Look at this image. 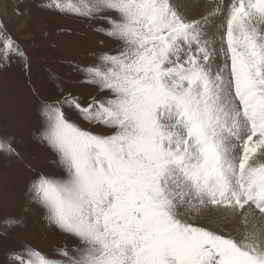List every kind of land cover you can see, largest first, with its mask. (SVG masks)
<instances>
[{"label": "snow or ice", "instance_id": "6c2138e0", "mask_svg": "<svg viewBox=\"0 0 264 264\" xmlns=\"http://www.w3.org/2000/svg\"><path fill=\"white\" fill-rule=\"evenodd\" d=\"M42 7L100 39L90 62H70L75 81L52 74L58 97L33 93L49 170L0 132V158L28 173L24 211L64 239L4 264H264V0ZM13 63L30 73L0 21V68ZM24 224L4 215L0 240Z\"/></svg>", "mask_w": 264, "mask_h": 264}, {"label": "rangeland", "instance_id": "374dc122", "mask_svg": "<svg viewBox=\"0 0 264 264\" xmlns=\"http://www.w3.org/2000/svg\"><path fill=\"white\" fill-rule=\"evenodd\" d=\"M45 2L0 0V21L7 25L31 58L28 75L17 63L0 68V132L15 136L26 161L43 171L49 170L51 157L32 139L37 120V101L33 93L49 100L58 97L52 74L65 85L75 81L70 62H90L100 39L86 23L43 8ZM17 5L23 16L16 14ZM72 90L82 95L89 91L79 86ZM27 182L28 173L23 165H13L0 158V219L12 215L25 220L24 226L7 240H0V264H4L5 253L10 250L27 245L50 254L55 246L64 242L63 237L47 229L39 212L24 211Z\"/></svg>", "mask_w": 264, "mask_h": 264}]
</instances>
